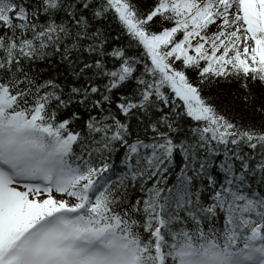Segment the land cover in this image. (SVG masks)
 Wrapping results in <instances>:
<instances>
[{"label": "snow or ice", "instance_id": "snow-or-ice-1", "mask_svg": "<svg viewBox=\"0 0 264 264\" xmlns=\"http://www.w3.org/2000/svg\"><path fill=\"white\" fill-rule=\"evenodd\" d=\"M0 264H264V0H0Z\"/></svg>", "mask_w": 264, "mask_h": 264}]
</instances>
